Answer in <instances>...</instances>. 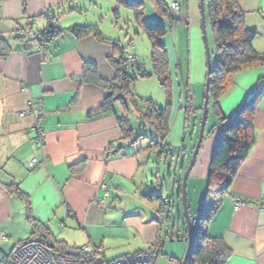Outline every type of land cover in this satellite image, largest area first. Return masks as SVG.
<instances>
[{"label": "crops", "instance_id": "0c3cea01", "mask_svg": "<svg viewBox=\"0 0 264 264\" xmlns=\"http://www.w3.org/2000/svg\"><path fill=\"white\" fill-rule=\"evenodd\" d=\"M128 1L142 3L145 23H163L167 29L161 40L165 48L171 45L170 40L175 42L166 50L170 73L176 44L185 46L188 60L195 61L187 63L189 69H186L189 75L198 74V81L191 83L202 87L206 82V56L200 0H158L169 8L173 4L179 6L180 21L173 26L157 15L153 0ZM238 2L245 13L246 27L257 35L252 47L258 54H264V0ZM104 5L117 15L116 19L124 17V13L126 18L130 16L132 25L137 27L133 12L112 0L108 3L103 0H0V40H4L8 49L7 55L0 59V236L5 238L4 242L0 241V258L32 236L28 214L44 225L54 240L82 248L106 262L148 250L157 236L163 238L162 222L153 213L155 200L147 198L142 186L143 168L150 156L145 151L136 153L149 144L135 151L130 142H122L115 115L124 114L123 106L115 104L113 113H100L108 93L81 80L86 64H94L102 80H113L115 71L108 62L114 55L113 48L92 35L76 38L64 32L45 45L44 61L38 46L31 41L33 35L24 40L17 37V31L26 27H31L33 34L44 31L48 22L44 17L46 11L54 14L56 30L92 25L83 23L82 17L100 14ZM118 25L116 22L111 31L98 30L105 39L121 44L124 37L130 38L131 30L125 29L128 28L125 22L123 30ZM134 33L137 36L138 32ZM148 52L145 57L142 53V58L149 60ZM175 61L181 71L184 63L179 52ZM263 82L264 67L240 72L232 90L220 100V114L232 115ZM198 90H192L193 125L203 107V87L199 93ZM29 101H40L42 105L45 132L42 148L34 143L33 117L19 116ZM209 111L215 120L209 123L207 134L204 130L187 180L186 199L191 218L197 217L201 208L208 166L219 133L218 118L210 105ZM185 116V108L180 107L176 118L178 129L182 128L179 143L171 146L164 141L167 156L173 148L179 152L180 174L174 177V190L180 200L181 177L188 166L185 156L189 153L192 156L196 144L185 141ZM253 124L254 146L238 169L220 208L207 224V233L221 238L230 250L225 264H264V96L257 105ZM32 159L38 162L34 168L28 167ZM12 184L17 185L25 200L8 192L7 186ZM102 184L106 185L107 194L101 190ZM183 222L185 219L179 222L180 227ZM175 227L176 224L174 230ZM177 235L183 243L184 234L179 232L174 237Z\"/></svg>", "mask_w": 264, "mask_h": 264}, {"label": "trees", "instance_id": "16d2710c", "mask_svg": "<svg viewBox=\"0 0 264 264\" xmlns=\"http://www.w3.org/2000/svg\"><path fill=\"white\" fill-rule=\"evenodd\" d=\"M112 1L133 12L135 25L146 36L150 44V63L153 72L159 77V82L166 91L167 98H169L171 82H169L170 77L168 74V55L161 41L166 35L167 29L162 22L145 23L143 21L142 3H131L128 0ZM152 2L160 18L167 20L172 26L179 23L180 18L173 17L170 8L166 4L158 0H153ZM204 9L205 21L209 23L214 40V51L210 53L211 67L208 76V105L212 107L218 118L219 133L208 166L206 189L201 208L197 217H195L197 225L193 231L192 251L187 264H225L230 256V250L221 238L212 237L207 233V224L220 208L238 169L254 146V113L260 99L264 96V82L229 117H224L220 114L219 103L228 94L234 85L235 77L240 72L264 67V54H258L252 47V42L257 35L246 27L245 13L240 8L238 0H204ZM49 14L50 16H48ZM44 17L48 20L49 26L44 31L34 33L35 36L31 40L33 42L34 39H37L39 44L46 45L64 32H68L76 38L92 35L99 42L110 45L113 48L114 55L113 57H109L108 62L115 71V78L111 81L102 80L98 76L96 66L94 64H86L83 67L81 80L84 83L101 87L108 93L102 107L99 109L100 113H113L115 104L123 106L124 114L121 116L115 115L122 142L127 143L132 140L129 117L135 114L142 124L150 127L155 137L160 138L159 142H156L155 138V141H151L148 147L143 150L138 149L136 153H140L141 151L153 153L158 150L163 151L164 148L166 149L164 141L169 129L168 110L170 103L167 101L166 106L163 108L155 105L151 100L144 101L141 106L135 103L134 94L131 92L130 87L133 85L136 77L147 78L150 75L137 68L136 72L127 69L124 59V48L120 42L102 37L98 27L95 25L73 26L65 31L56 30L54 14L51 11H46ZM7 53L8 49L4 40H0V59L4 58ZM123 93L124 96L122 97ZM185 112L186 114L189 113V107L185 108ZM187 123L188 116H185V124L187 125ZM141 138L142 136H139L133 142L137 143ZM7 190L9 193L15 194L25 200L17 185H8ZM147 198L149 200L163 201L162 196H147ZM165 205L163 202L161 203L158 213H164ZM26 208L28 211L29 206L27 203ZM27 220L32 228L30 239L42 241L52 253L82 258L86 260L87 264H92L93 255L82 248H72L63 242L54 240L49 230L44 225L32 220L29 214L27 215ZM182 227H184L182 233L185 239H187L185 222H183ZM174 239L180 241V236ZM162 247L163 242L157 236V240L147 251H151L154 255V253H161Z\"/></svg>", "mask_w": 264, "mask_h": 264}, {"label": "rangeland", "instance_id": "374dc122", "mask_svg": "<svg viewBox=\"0 0 264 264\" xmlns=\"http://www.w3.org/2000/svg\"><path fill=\"white\" fill-rule=\"evenodd\" d=\"M103 2L108 3L110 2V0H103ZM109 9L110 8H108V6L104 5L103 10L100 14L99 13L98 14L89 13L85 15V17H82V20H83L82 22L85 24L88 23L92 25H97L98 28L102 29V31L105 29L111 31L112 30L111 27H114V28L116 27L115 26L116 22L119 23L118 25L119 30L124 29L125 27L124 22L128 25V28H125V29L126 30L129 29V32L131 30L132 33L130 32L129 39H127V36H126L124 37L125 41L121 43V46L124 48L125 56L128 54L133 55L136 52L135 56L138 59L137 69L144 71L146 74L150 75L147 78L136 77L133 85L130 87L131 92L134 94L133 98L135 100V103L141 106V104L144 101L151 100L155 105L163 108L166 106L167 101H169L170 103L169 110H168V121H169L168 128L169 129H168V135L165 141L166 143L167 142L170 143L171 146H174V143H179L181 139V137H178V135L180 136L182 128L178 129L179 121L176 122L177 114L180 112V107H184V108L189 107V113L186 114V116H188V123L185 128L184 137L187 143H190V142L196 143L198 132H199L201 116H202V110L200 111V113L198 112L197 118H195L196 122L193 125L192 118H194V112L191 111L192 110L191 105L193 104L192 90H195L196 88H198L199 89L198 93H199L203 87V93L201 96L202 98L201 105H203L205 83L204 85L202 84V87L200 84L198 85V84L191 83V81H195V79H197L198 81V74H195V77H194V73L189 75V72L187 70L189 69L187 63L191 62V64H194L195 61L193 60L192 62V60L190 59L188 60V57H187L188 51L185 52L186 47L185 46H184L185 48L179 47V44H176L177 46H175L173 50L174 58H172L171 73L168 69V74L170 77L169 82H171L170 90H169L170 97L167 98L166 91L164 90V88L159 82V77L153 72V68L150 63V58L149 60L147 58H144L145 56H147L146 52L150 50V44L146 36H144L141 33L138 27L135 28L132 25L131 23L132 19H129L130 16L129 17L127 16L126 18L125 17L126 15L124 13V17L120 18L119 16L116 19L117 15L114 16L112 10H109ZM124 10L125 9H122L123 12H128L129 15H132L130 11H124ZM133 27L136 29V31L133 30ZM205 30H206L208 48H209L210 53H212L214 51V40H213V35H212L211 28L209 26V23L206 21H205ZM134 32H138L137 36H135ZM129 40H132V42ZM170 43L171 45L169 44V46H166V50L168 47L170 50L171 47L175 45V42L173 43L172 40H170ZM178 52L180 53V56L182 58L181 62L184 63V67L181 69V71L179 69V66L177 67V63L175 61V56L177 57ZM142 53H144L143 58L141 56ZM148 53L150 54V52ZM139 62H141V66ZM189 67L190 69H192L190 65ZM134 72H136V69L134 70ZM230 90H232V88ZM129 120H130L129 121L130 129L132 130V140H130V144L133 148L136 147L135 151L139 148V146L145 147L148 144L150 145V142L155 141V138H156V142H159L160 138L155 137V135L150 130V128L149 129L146 128V126L140 122L138 117L132 114L129 117ZM211 120H215V118H214L213 112L209 111L208 116H207L206 125H205L206 134L208 133V131H210L209 123H211ZM139 136H142L140 141L137 143H134L135 140ZM167 155H168L167 150L165 148L163 149V151L158 150L157 152L149 153L150 160L144 166L145 168H143L144 174H143L142 186H143L144 194L146 196H163L162 198L169 199L171 202L169 205L164 206V213L160 214L158 213V211L161 205V201H158V200L154 201L156 210L153 213L157 214L156 215L157 220L162 222L161 225H162V235H163V238H162L163 247L161 249L162 251L161 253H154L153 263L154 264H181L184 258V255L186 253L187 241L184 235L182 236L183 243L174 239L175 238L174 234H178L179 232H181V235H182V229H181L182 227L179 226L180 225L179 222L183 221L184 219V211H183L182 202L179 199L176 190H174V177L178 175V173L180 174V170L179 169L177 170L178 168L177 163L179 161L178 160L179 152H176V150H174L173 148L171 154H169V156ZM183 157L184 156H182L180 162L182 161ZM190 161H191V154L189 153L187 156H185V162L187 163V165H189ZM183 174L181 178H183ZM157 177L160 178L162 192L156 189V178ZM174 224H176L175 230H174ZM166 233H167V236H165ZM130 255L131 254H129L128 256ZM128 256H125V257H128ZM97 257L99 256L97 255ZM103 260L104 259L102 257L95 258L92 264H100V262H102Z\"/></svg>", "mask_w": 264, "mask_h": 264}, {"label": "built area", "instance_id": "2783aa9c", "mask_svg": "<svg viewBox=\"0 0 264 264\" xmlns=\"http://www.w3.org/2000/svg\"><path fill=\"white\" fill-rule=\"evenodd\" d=\"M173 17H179V6L176 4L171 5L170 7ZM50 16V14L48 15ZM49 22H47V27ZM33 35L31 27H26L17 31V36L22 39H26L28 36ZM39 37V35H37ZM34 42L38 46L39 54L42 59L45 61V45L39 44L37 39H34ZM127 69L134 71L138 65V59L135 55L128 54L124 57ZM26 89V88H25ZM32 116V131L34 133V143L37 148H42L44 142L45 132L42 126V105L40 101L31 102L29 101L26 104V108L19 113V116ZM38 165L36 159H32L28 162V167L34 168ZM156 189L158 191L162 190L160 178H156ZM101 190L107 194L106 185H101ZM164 204L169 205L170 200L163 198L162 201ZM238 205V204H237ZM196 218L192 219L191 228L192 231L196 228ZM0 241L4 242L5 238L0 236ZM84 250V249H83ZM92 258L95 259V256ZM93 259V260H94ZM0 264H87L85 259L65 256L62 254H55L49 251L46 245L38 239H30L19 244L13 251L10 253L1 256ZM100 264H154L153 263V253L151 251H141L136 254H132L128 257L118 258L112 261H102Z\"/></svg>", "mask_w": 264, "mask_h": 264}, {"label": "water", "instance_id": "95a60500", "mask_svg": "<svg viewBox=\"0 0 264 264\" xmlns=\"http://www.w3.org/2000/svg\"><path fill=\"white\" fill-rule=\"evenodd\" d=\"M200 16H201L202 40H203L205 56H206V82H205L204 102H203V107H202V116H201L197 141L195 144V148L192 152L191 161H190L187 169L185 170V172L183 174L182 181H181V202H182V206H183L185 226H186V232H187V249H186V253L184 255V258H183L181 264H187L188 259L191 255L192 244H193V231L191 228V222H192L193 218H191L189 216L188 208H187V199H186L187 180H188L189 173L195 164L198 152L200 150V147H201V144L203 141V135H204L205 125H206L207 116H208V104H209L208 103L209 102L208 76H209L210 67H211V54H210V51L208 48L206 30H205L204 0H200ZM123 96H124V93H123L122 97ZM145 126L148 129L150 128L148 125H145Z\"/></svg>", "mask_w": 264, "mask_h": 264}]
</instances>
